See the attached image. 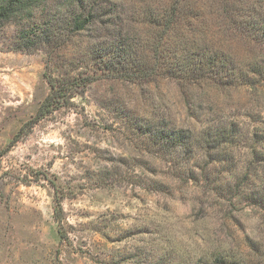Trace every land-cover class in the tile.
<instances>
[{
    "label": "rangeland",
    "instance_id": "1",
    "mask_svg": "<svg viewBox=\"0 0 264 264\" xmlns=\"http://www.w3.org/2000/svg\"><path fill=\"white\" fill-rule=\"evenodd\" d=\"M16 28L0 24V264H215L219 252L264 264V209L247 199L264 183L262 143L198 140L231 123L251 134L264 88L86 81L87 59L63 47L48 66L42 49L10 50ZM49 75L68 93L80 80L38 115Z\"/></svg>",
    "mask_w": 264,
    "mask_h": 264
},
{
    "label": "trees",
    "instance_id": "2",
    "mask_svg": "<svg viewBox=\"0 0 264 264\" xmlns=\"http://www.w3.org/2000/svg\"><path fill=\"white\" fill-rule=\"evenodd\" d=\"M49 3L55 5L51 10ZM2 23L17 25L10 50L42 49L50 58L47 66L55 49L62 47L72 60L74 55L87 59L86 81L96 77L129 84L168 80L187 90L264 88V0H154V6L144 0H61L59 4L55 0H0ZM63 37L85 40V44L61 45ZM63 79L62 75L48 76L50 93L38 115H44L49 103L75 96L80 77L73 78L70 93L60 83ZM214 130L213 134L203 132L198 140L231 142L243 136L262 143L264 155V121L247 135L232 123ZM163 131L180 140L193 136L183 128ZM214 161L220 164L222 160ZM250 167V171L257 169L255 163ZM247 199L264 209V183L259 193ZM213 262L237 264L222 252Z\"/></svg>",
    "mask_w": 264,
    "mask_h": 264
}]
</instances>
